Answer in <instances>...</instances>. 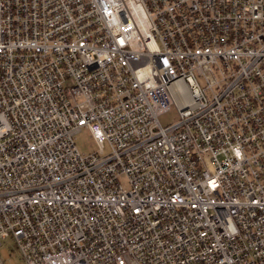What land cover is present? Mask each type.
<instances>
[{
    "label": "built area",
    "instance_id": "built-area-1",
    "mask_svg": "<svg viewBox=\"0 0 264 264\" xmlns=\"http://www.w3.org/2000/svg\"><path fill=\"white\" fill-rule=\"evenodd\" d=\"M9 238L22 264H264V0H0V264Z\"/></svg>",
    "mask_w": 264,
    "mask_h": 264
},
{
    "label": "rangeland",
    "instance_id": "rangeland-1",
    "mask_svg": "<svg viewBox=\"0 0 264 264\" xmlns=\"http://www.w3.org/2000/svg\"><path fill=\"white\" fill-rule=\"evenodd\" d=\"M209 80L211 83H215L216 80H220L221 76L218 75L217 78L213 77L210 73ZM202 86H207L206 82L200 80ZM160 122L167 126L179 120V114L176 108H172L169 110L168 113L164 114L159 118ZM75 143L76 148L78 149L79 153L83 156H88L95 152L99 151V145L93 139L90 131L88 128H82L76 135H75ZM106 151L108 152V144H105ZM121 183L124 186L129 188V182L126 176H122L120 179ZM4 246L2 247V255L4 256L5 260L8 264H22V260L20 258V254L16 249V245L11 238L3 241Z\"/></svg>",
    "mask_w": 264,
    "mask_h": 264
}]
</instances>
